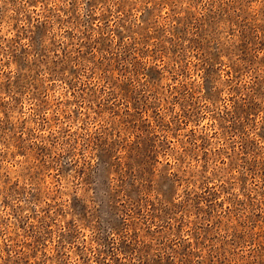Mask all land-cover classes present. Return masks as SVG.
Listing matches in <instances>:
<instances>
[{
    "label": "rangeland",
    "instance_id": "rangeland-1",
    "mask_svg": "<svg viewBox=\"0 0 264 264\" xmlns=\"http://www.w3.org/2000/svg\"><path fill=\"white\" fill-rule=\"evenodd\" d=\"M0 264H264V0H0Z\"/></svg>",
    "mask_w": 264,
    "mask_h": 264
}]
</instances>
